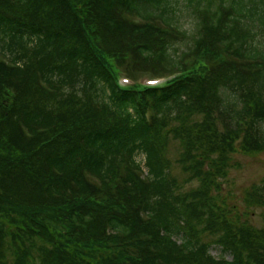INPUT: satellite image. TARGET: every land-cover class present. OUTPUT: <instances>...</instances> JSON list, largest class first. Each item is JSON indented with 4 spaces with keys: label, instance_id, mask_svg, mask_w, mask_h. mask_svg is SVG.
<instances>
[{
    "label": "trees",
    "instance_id": "16d2710c",
    "mask_svg": "<svg viewBox=\"0 0 264 264\" xmlns=\"http://www.w3.org/2000/svg\"><path fill=\"white\" fill-rule=\"evenodd\" d=\"M263 153L264 0H0V264H264Z\"/></svg>",
    "mask_w": 264,
    "mask_h": 264
},
{
    "label": "rangeland",
    "instance_id": "374dc122",
    "mask_svg": "<svg viewBox=\"0 0 264 264\" xmlns=\"http://www.w3.org/2000/svg\"><path fill=\"white\" fill-rule=\"evenodd\" d=\"M184 0H179V2ZM183 7V5H182ZM180 24L189 34H192L195 29L196 19L193 15H189L187 12L182 11L179 15ZM172 158L176 157V151L174 148L171 150ZM235 161L240 162L241 167L239 169L231 170V174L226 181V185L221 195L225 198L229 206L237 208V210H244L243 199L247 191L254 185L261 181L264 177V153L257 156H248L243 154H237L234 157ZM138 161L143 162L144 157L142 155L138 156ZM145 170V167H143ZM197 183H189L188 186H196ZM252 214L248 217L249 221L252 222L257 227L262 226L261 213L263 209L256 207L252 209ZM212 254L215 256H220V251L218 249H213ZM229 259L230 257L227 256Z\"/></svg>",
    "mask_w": 264,
    "mask_h": 264
}]
</instances>
